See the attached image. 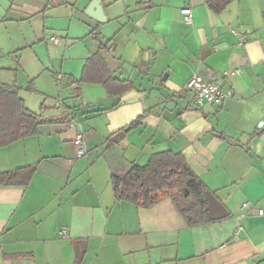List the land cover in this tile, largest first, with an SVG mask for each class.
Wrapping results in <instances>:
<instances>
[{
	"label": "crops",
	"instance_id": "1",
	"mask_svg": "<svg viewBox=\"0 0 264 264\" xmlns=\"http://www.w3.org/2000/svg\"><path fill=\"white\" fill-rule=\"evenodd\" d=\"M65 1L0 0V81L17 85L28 109L51 121L0 148L1 173L37 166L29 185L0 186V264H77L76 244L86 252L80 264H264V216H242L246 202L264 209V0H234L220 14L210 0H102L101 27L121 62L115 73L133 89L114 99L101 85L72 83L99 50L86 45L77 59L66 52L41 85L54 98L49 113L45 103H28V86L46 71L27 85L15 73L19 55L37 56L34 20L40 15L47 29L48 10ZM70 1L86 10L93 0ZM86 16L85 37L97 25ZM50 42L56 55L61 43ZM235 70L222 80L232 92L222 106L193 103L194 74ZM169 151L185 157L228 217L190 227L171 198L150 209L116 201L112 177Z\"/></svg>",
	"mask_w": 264,
	"mask_h": 264
},
{
	"label": "trees",
	"instance_id": "2",
	"mask_svg": "<svg viewBox=\"0 0 264 264\" xmlns=\"http://www.w3.org/2000/svg\"><path fill=\"white\" fill-rule=\"evenodd\" d=\"M233 1L210 0L208 6L220 14ZM102 25L97 22L91 32L99 43L98 52L86 61L81 78L73 79L72 83L101 85L110 98L119 99L133 89V83L117 77V72L111 73L102 51L106 50L112 55L115 44L113 38L105 42L101 39L99 31ZM34 89L31 83L28 90ZM143 118L138 117L126 130L139 127ZM45 123L51 121L44 120L41 115L28 109L17 85L0 81V148L37 135L39 127ZM36 171V165H29L10 172H0V186H27ZM111 183L117 202L127 201L139 208L150 209L168 197L174 201L190 227L214 222L206 213L205 193L209 190L180 153L169 151L154 154L145 166L134 165L123 178L112 177ZM79 245H75L77 264L82 262L86 253L85 248H79Z\"/></svg>",
	"mask_w": 264,
	"mask_h": 264
},
{
	"label": "rangeland",
	"instance_id": "3",
	"mask_svg": "<svg viewBox=\"0 0 264 264\" xmlns=\"http://www.w3.org/2000/svg\"><path fill=\"white\" fill-rule=\"evenodd\" d=\"M86 19L87 16L85 10L80 7L76 1L72 2L66 0L64 4L48 10L46 18L48 25L47 29H45L44 25L45 19L40 15L34 20V27L40 37L35 44L37 56L32 52H26L24 55H19L20 66H18L15 75L20 85L23 83H26L27 85L32 78L40 75L44 71H50L47 73L45 72L44 75L38 77L35 80L34 91L28 93V103H31L32 107L37 110L40 105L45 103V107L48 108L49 113L55 111L54 98H52V96L45 97L40 91L43 89L41 85H48L50 78H53L51 73H53L54 68L61 69V62L64 54L67 52L65 54L66 59H68L70 54L74 55L77 59L76 55L81 52L80 49L85 50L87 45V50H89L91 47L93 48L99 44L93 35L88 33L89 35L87 37L84 36L86 33ZM69 27H71V29L68 31ZM68 32H70V39L67 38ZM99 33L102 39H107L106 35L108 34L105 29L100 27ZM51 37L57 38L61 43L60 47L57 49L59 52L56 55H53L55 48L50 42ZM71 42H77V44L72 45ZM53 59H56L55 66H53ZM75 61L76 60H74V62ZM42 62L44 64H42ZM22 65L24 68H22ZM27 74L30 76H27Z\"/></svg>",
	"mask_w": 264,
	"mask_h": 264
},
{
	"label": "built area",
	"instance_id": "4",
	"mask_svg": "<svg viewBox=\"0 0 264 264\" xmlns=\"http://www.w3.org/2000/svg\"><path fill=\"white\" fill-rule=\"evenodd\" d=\"M181 13L186 24L192 23V10L188 7L181 9ZM53 42H59L55 37L50 38ZM240 70L227 71L224 74L210 73L207 79L203 78L199 74H194L188 82V88L193 92V103L196 106H202L204 104H212L215 106H222L224 101L232 96L231 91H225L222 88V80L233 74H239ZM74 145L76 148V155L78 158H82L86 154V144H85V135L79 133L75 140ZM244 213L242 216H264V209L257 208L255 204L244 203L242 205ZM62 235H65L66 232L63 230Z\"/></svg>",
	"mask_w": 264,
	"mask_h": 264
},
{
	"label": "water",
	"instance_id": "5",
	"mask_svg": "<svg viewBox=\"0 0 264 264\" xmlns=\"http://www.w3.org/2000/svg\"><path fill=\"white\" fill-rule=\"evenodd\" d=\"M86 15L93 18L97 22L106 23L108 21L107 16L104 12V8L102 5V0H93L90 5L85 10ZM103 57L110 67V71L114 74L120 67L121 62L112 57L106 50L102 52ZM261 126L263 123L260 124ZM123 135V133H122ZM121 134H118L115 138H113L112 142L119 141V137ZM205 198L207 201L206 213L210 220L218 221L228 217L229 212L227 208L222 204V202L213 194L211 191H207L205 193Z\"/></svg>",
	"mask_w": 264,
	"mask_h": 264
}]
</instances>
